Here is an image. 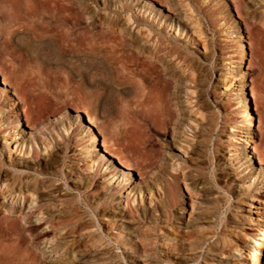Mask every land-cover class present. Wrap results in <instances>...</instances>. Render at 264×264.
<instances>
[{
	"label": "bare ground",
	"instance_id": "1",
	"mask_svg": "<svg viewBox=\"0 0 264 264\" xmlns=\"http://www.w3.org/2000/svg\"><path fill=\"white\" fill-rule=\"evenodd\" d=\"M168 1L174 2V4L177 1V4L184 10V18L189 21L193 19L189 15L191 9L188 0ZM232 1L238 4L244 3V0ZM57 2L56 0L43 2L50 15L49 22L42 20L38 24L40 20L38 18L37 23L27 20L28 23L27 15L23 14L25 17L23 15L21 17L14 16L12 20L1 27V60L5 53L11 50L12 55L19 59L18 64L22 65L16 68L13 66L14 63L9 62L10 60L7 61L9 67L11 65L15 70L14 68L10 70L12 67L7 69V72L2 75V85L7 88L13 84L26 99L27 105L31 107L34 98L49 100L52 96H60L59 90L67 89L70 81L75 78L78 100V104L74 106L75 112L85 113L91 125H98L103 133V141L98 140L97 135L88 128V137H91L92 140L90 143L89 141L82 142L80 147V151L87 158L85 160L87 163L85 162L82 168L79 163L71 160L68 166L62 170H54V165L58 161L56 154H49V144L40 150L49 156L44 166H40V168L38 164H41L42 161H36L39 152L24 139L16 147V153L19 152V155L23 151V155L19 159L10 161L9 158V161H5L1 157L3 152L0 150V264H121L119 256L114 252L113 243L120 246L119 248L125 253L124 259L129 264H173L168 260L169 251L167 250H162L165 257L162 260L154 255L156 251L154 241L157 239L155 232L150 230L148 224L155 215V209L144 211L141 214L142 223H136L132 233H125L122 231L124 222L119 223L116 218L107 216L104 210L106 197H100L95 191L85 192L82 199L87 208L96 216L97 229L94 219L90 218L88 213L82 210V207L68 206L61 182L66 185L67 182L75 183L76 186L82 185V188L87 190L92 186L91 181L95 178L96 172L107 171L106 176H110L108 181L115 178L117 173L111 171L113 164H109L96 152V145L102 147L104 156L115 159L124 170L131 171L132 165L120 155L117 148L119 151L124 149L133 153L137 168L144 171L149 170L154 164L162 162L156 156L157 153L149 161L143 157L149 149L155 147L156 139L154 137L161 135L160 131L171 130L175 132V134L172 132V141L176 140L180 135L181 128L186 129L190 123L194 125V127L188 128L194 131L192 137H194L195 143L192 145L193 140L182 141L185 144L183 152L189 157L184 162L185 166L180 163H171L169 169L174 174L170 172L169 177L172 183H176L182 178L186 188L192 193L209 187L207 183L199 182L198 179L201 178L202 170L198 164L206 156L205 150L216 129V118L210 112L211 107L203 102V98H207V94H202L201 90H198L195 102L191 101V97L185 98V102L181 101L180 91L183 89H185L183 92L186 96L195 93L190 90L191 87L186 86V84L195 83L194 71L191 73L193 67L191 68V65L187 64L178 65V63L170 65L171 63L166 62L164 58L171 59L173 57L179 63L184 64L185 58L179 54L177 48L166 46L161 37L153 35L149 39V36L152 35L151 31L147 29L145 32L141 31L140 25L145 24L142 19H133L128 15L123 22L117 16L109 19L98 15L99 23L107 25L109 31L90 32L81 27L83 24L82 15L67 13L69 7L66 6V10L65 4L60 2V5ZM262 3L261 7L264 10V0L260 1V4ZM245 5L249 10L247 4ZM43 8L42 10L45 11L46 8ZM129 9L133 8L129 5L121 4L119 6L120 11ZM26 11L25 13H27ZM87 11L89 10L87 9ZM151 12L154 11L151 10ZM246 15L257 19L264 25V17L253 15L252 12H248ZM180 18L176 15L175 19L170 22L171 24L175 22L174 31L182 36L185 27L182 22L184 19ZM196 21L194 19L190 21V26H195L196 29L194 28L192 32L201 36L203 33ZM130 22L132 25L136 24L134 28L138 29L136 32H132L130 26L126 27ZM67 24L70 25V28ZM168 26L169 24L166 25V28ZM177 27L180 29L177 30ZM184 35L187 38L188 34ZM236 43H238L237 53L234 54L237 57V61L234 62L236 66L233 65V62L225 61L228 64V76L224 78V85L226 86L227 78L231 79L236 73V77H239L241 83L240 87H244L241 69L244 68L245 63V46L242 35L236 40ZM3 61L6 60L3 59ZM10 77H13L14 83L11 82ZM57 77H61L60 79H64L63 81L66 83L64 82L62 86L58 84L62 80H60L61 82L53 80L52 83V79ZM54 81L57 82L58 87L60 86L59 88L55 86L56 83L54 86L57 88L52 86ZM73 92L75 91L73 90ZM73 92L71 94H75ZM210 96L216 100L214 94H210ZM184 104L187 106L185 107ZM240 104L245 105V109L241 113L242 122L246 128H250H248V132L247 130L241 131V127L237 125L232 126L231 129L238 134L237 136L242 137V134H246L244 136L246 147L237 144L235 135L230 134L226 147L228 155L232 164L235 163L234 166L237 170L242 169L241 173L248 171V176L243 178L244 180L258 178L263 182L264 174L253 171L251 168L253 157L247 153V149L255 153L261 152L253 144L252 137L256 126L249 114L250 103L247 96L244 95ZM7 108L6 102L0 96V128L6 124L5 119L7 118L2 117L3 119H1V114ZM258 114L261 118L263 111H259ZM192 116L194 119L191 118ZM196 116L199 117V121L195 119ZM6 127L14 132L15 128L8 127V125ZM64 131L67 132L66 129ZM0 133H4V131ZM73 133L76 135L75 137H78L76 129ZM17 135L19 134H13L9 139L16 138ZM4 141L6 140L4 139ZM6 144L7 149L3 147L4 152L10 153V143ZM213 146L217 148V142ZM257 162L259 166H264V156L258 157ZM164 165L168 166L169 164L166 161ZM36 166L37 168H34ZM162 167L164 166L162 165ZM8 168L15 171L12 172ZM94 169L95 172L91 174L90 171ZM26 171L34 172V175ZM217 171H221L220 166H217ZM136 191L140 190L132 188L130 193ZM200 194L199 196H201ZM217 197L218 195L214 199ZM75 201H78V197H75ZM125 202L129 203V201ZM131 202H134V199ZM100 203L101 208L98 209ZM248 207H252V205ZM201 213L198 211L199 215H195L194 221L201 219ZM42 225L48 226L49 231L46 229L39 231ZM49 233L52 234V242L56 239L55 243L50 246L51 253L58 255L54 262L46 251ZM177 237L174 238L177 245L192 238L191 235L181 234H178ZM214 237L215 235H209L208 238V241H213V249L232 244L224 233H221L220 239ZM254 242L253 238L251 243L254 244ZM263 246L264 231L263 240H260V244H258V251L252 264L260 263L259 257Z\"/></svg>",
	"mask_w": 264,
	"mask_h": 264
},
{
	"label": "rangeland",
	"instance_id": "2",
	"mask_svg": "<svg viewBox=\"0 0 264 264\" xmlns=\"http://www.w3.org/2000/svg\"><path fill=\"white\" fill-rule=\"evenodd\" d=\"M260 1L244 0V3L249 8L248 10L244 3H233L232 0H188L191 9L189 15L194 20H197L196 22H198V26L203 33L201 36L194 34V31L192 32L194 28L196 29L195 26H190V21H193V19L189 21L184 18V10L177 4V1L175 4L168 0L58 1L59 4L60 2L65 4V6H62L69 7L68 10L66 7L67 13L82 15L83 24L81 27L90 32L109 31L107 25L99 23L98 15L109 19L117 16L123 22L128 15L132 16L133 19H142L145 24L140 25L141 31L145 32L146 29L151 31L152 35L149 36V39L153 35L161 37L166 46L177 48L179 54L185 58L184 64L182 62L179 63L173 57L171 59L169 57L164 58L166 62L171 63L170 65H177L178 63V65L187 64L191 65V68L193 67L191 73L194 71L195 83L186 84V86L191 87L190 90L195 93L191 96H186L184 94L185 89H183L184 92L180 91L181 101L191 97V101L195 102L197 99L196 93L201 90L202 94H207V98H203V102L211 107L210 112L216 118V129L210 138L211 142L208 148L205 150L206 156L198 164L202 168L201 178H198L199 182H205L209 187L197 190L196 193H198L196 194L186 188L182 178L176 183H172L169 177L172 173L169 169L170 164L180 163L185 166L184 162L189 157L188 154L183 152L185 144L182 142L190 141L194 138L192 137L194 136V131L189 130L194 125L189 123V128L183 129L182 127V133L180 132L178 138L173 141V131H160L162 134L154 137L156 139L155 147L149 149L143 156L145 160L149 161L157 153L156 156H158L159 161H165V164L167 161L168 166L159 162L151 166L149 170L144 171L136 167L137 162L133 153L124 149L119 151L117 148L120 155L132 165L131 171H127L115 159L104 156L102 147L96 145V152L109 164H113L111 171L117 173V175L112 181H108L110 176H106L107 171L104 173L103 171L96 172L95 178L91 181L92 186L87 190L83 189L82 185L76 186L75 183L70 182H67L66 185L61 182L65 192L64 198L68 206L82 207V210L87 212L90 218L94 219L98 229L96 216L87 208L86 203L82 199L85 192L95 191L100 197H106L104 210L107 216L116 218L119 223L121 221L124 222L122 223V231L125 233H132L136 223H142L141 214L144 211L155 209V215L149 220L148 226L151 228L150 230L155 232L157 240L154 241L156 250L154 255L160 260L165 258L162 250H167L169 251L168 260L173 264L253 263L254 256L258 251V244H260V240H263L264 179L263 182L258 178L251 180L247 178L244 180L243 178L248 176V171L241 173L242 169L237 170L235 168V163L232 164L226 147L228 135L230 134L235 135L238 141L237 144L246 147L244 145V136L246 134H242V137H240L231 129L232 126L237 125L241 127V131L247 130L248 132V128H250L244 126L241 116L245 105L240 104V101L244 99L245 95L250 103V117L256 126L252 137L253 144L257 150L260 149L261 151L260 153H255L247 149V153H249L250 157H253L251 161L253 171L264 174V166H259L257 162L258 157L264 156V25L259 23L257 19H252L246 15L248 12H252L253 15L264 17V10L261 7L263 3L260 4ZM43 2L45 0H0V29L5 23L12 20V17H21L23 14L27 15V19H25L29 22L36 21L37 23L39 19L38 24L42 20L49 22L50 15L47 12L46 4ZM121 4L129 5L133 9L120 11L119 6ZM43 6L46 7L43 8ZM42 8H46L45 11ZM151 10L154 12H151ZM139 11L140 13H138ZM88 12L92 13L89 14ZM32 14L35 17L39 16L35 19ZM25 15L23 16L25 17ZM176 15L179 18L181 17L180 19H184L182 22L185 27L184 34H188L187 38H185L184 34L179 36L174 31L175 22L171 24L170 21L174 20ZM131 23H127L126 27L130 26L131 31L136 32L138 30L134 29L136 24L132 25ZM167 24H169L168 28H166ZM68 26L70 28V25ZM180 28L177 27L176 29L179 30ZM240 35L243 37L245 46V63L244 68L241 69L244 77V87H240L241 83L239 77H236V73L231 79L227 78L225 86L224 78L228 76V64L225 61L233 62V65L236 66L234 62L237 61V57L234 54L238 50L236 40ZM7 52L2 57L6 61L1 60L0 57V96L8 106L7 110H4L1 114V119H3L2 117L7 118L5 119L6 124L0 128V132L4 131V133H0V150L3 152L1 157L5 161H9V158L11 161L22 157L23 151L19 155V152L16 153V147L24 139L26 142H30L35 150L39 152V157L36 160L42 161L41 164H38L39 168L44 166V163L49 159L47 153L40 152L46 144H49V154H56L58 162L54 165V170L65 169L71 160L79 163L83 168L87 158L80 151V147L82 142L89 141L90 143L92 140L91 137H88V128L97 135L98 140H101V142L103 141V133L98 125L93 126L88 122L85 113L75 112L74 106L78 104L76 79L74 78L70 81L67 89L59 90L60 96H52L49 100L34 98L33 104L29 107L26 99L13 84L7 88L2 85V75L7 72V69L12 67L11 65L9 67L7 61L10 60L9 62L14 63L15 65L13 64V66L16 68L22 66L18 64L19 59L12 55L11 50ZM13 68L10 70H13ZM57 78L52 79L51 82L53 83V80L61 82V77ZM10 79L14 83L13 77H10ZM63 80V83L58 84L62 86L65 82ZM55 81L52 84L53 87L57 86ZM72 92L75 94H71ZM210 94H214L216 100H213V96H210ZM233 94L234 96H232ZM184 106L186 107L187 104H184ZM259 111H263L261 118L258 114ZM191 118L194 119L193 116ZM195 119L199 121V117L196 116ZM6 125L15 128L14 132L7 129ZM65 129L67 132L64 131ZM75 129L78 131V137H75L76 135L73 133ZM13 134L19 135L16 138L9 139ZM75 140L77 141L76 143ZM5 142L10 143V153L8 151L4 152L3 147L7 149ZM216 142L218 146L214 148L213 144ZM191 143L193 145L195 141L193 140ZM217 166L221 167V171H217ZM34 168H37V166ZM8 170L15 171L12 168H8ZM26 172L34 175L32 171ZM94 172L95 169L90 171L91 174ZM118 177H120L119 180L114 183ZM132 188L140 191L130 193ZM217 195L219 198L214 199ZM75 197H78V203L75 201ZM132 199H134V202H131ZM124 201H129V203L126 204ZM213 201L217 202L212 203ZM250 205L252 207H248ZM100 208L101 203L98 205V209ZM198 211L202 212L200 214L201 219L194 221L195 215H199ZM251 224L253 225L251 226ZM43 229L49 231L46 225H42L39 231ZM167 229L170 230L166 231ZM221 233L226 234L229 238L228 241L232 244H229L230 246L227 245V247L213 249V241H208L209 235H215L214 238L220 239ZM178 234L191 235L192 238L177 245L174 238H178ZM51 238L52 234L49 233L46 251H48V256L52 262H54L58 255L51 253L50 246L56 240L52 242ZM253 238L256 242L254 244L251 243ZM48 246L49 248H47ZM112 246L114 252L119 256V262L121 264H129L124 259L125 253L119 248L120 246L114 243ZM259 262V264H264V246L261 249Z\"/></svg>",
	"mask_w": 264,
	"mask_h": 264
}]
</instances>
